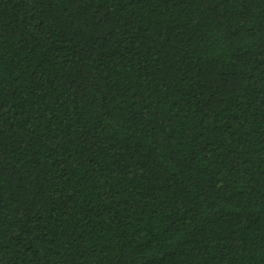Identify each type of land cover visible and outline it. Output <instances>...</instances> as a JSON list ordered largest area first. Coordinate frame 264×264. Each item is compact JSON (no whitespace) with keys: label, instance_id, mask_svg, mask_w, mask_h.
Returning <instances> with one entry per match:
<instances>
[{"label":"trees","instance_id":"obj_1","mask_svg":"<svg viewBox=\"0 0 264 264\" xmlns=\"http://www.w3.org/2000/svg\"><path fill=\"white\" fill-rule=\"evenodd\" d=\"M0 264H264V0H0Z\"/></svg>","mask_w":264,"mask_h":264}]
</instances>
